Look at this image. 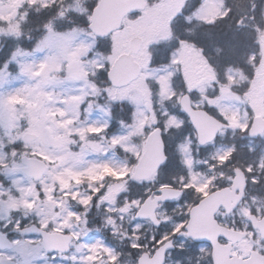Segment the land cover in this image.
Returning a JSON list of instances; mask_svg holds the SVG:
<instances>
[{
	"label": "rangeland",
	"instance_id": "rangeland-1",
	"mask_svg": "<svg viewBox=\"0 0 264 264\" xmlns=\"http://www.w3.org/2000/svg\"><path fill=\"white\" fill-rule=\"evenodd\" d=\"M97 2L0 0V227L13 235L14 244L0 251V259L135 264L136 255L150 252L154 237L152 224L135 214L157 189L174 186L184 190V197L199 198L221 176L210 174L230 159L254 174L255 184L264 173V133L258 140L247 134L252 118L264 117V0L248 54L238 66L219 64L222 46L216 36L208 32L205 44L194 40L198 22L218 25L214 21L226 13L223 0H201L176 26L184 0H148L105 44L88 28ZM34 4L41 9L54 5L56 17L32 30L28 15ZM222 25L226 30L230 19ZM134 35L143 39L134 55L142 71L128 86L114 88L106 73L128 52ZM183 94L229 126L203 147L181 110ZM156 126L163 130L168 159L152 179L135 181L134 166ZM25 133L36 139L25 141ZM24 156L47 164L40 180L7 173L24 166ZM91 209L101 213V226L89 219ZM156 213L168 233L183 224V207L167 205ZM17 221L72 234L70 253L52 260L38 236H23L13 227Z\"/></svg>",
	"mask_w": 264,
	"mask_h": 264
},
{
	"label": "water",
	"instance_id": "water-1",
	"mask_svg": "<svg viewBox=\"0 0 264 264\" xmlns=\"http://www.w3.org/2000/svg\"><path fill=\"white\" fill-rule=\"evenodd\" d=\"M145 5V0H99L98 4L92 11L89 29L97 37H106L112 31L121 27L124 16L136 10L144 9ZM142 43L143 41L140 37L134 36L129 42V52L120 55L114 61L108 72V80L111 85L115 87L126 86L139 76L141 67L135 61L134 54L141 49ZM180 106L188 116L190 123L197 134L199 146H203L213 141L218 132L227 127L225 123L219 121L206 111L194 109L188 95L182 96ZM263 131L264 119L257 116L252 122L249 135L252 138H257ZM35 138V134L26 133L24 135V140L26 141H33ZM166 158L162 130L161 128L156 127L146 138L143 153L134 168V179H149L158 171L161 165L165 163ZM22 163L26 165V167L15 168L9 171H21L34 180H39L47 170L46 164L35 158L24 157ZM237 174L238 177H236L235 183H242L244 181L242 171L238 170ZM160 193L159 196H155L153 199L148 198L145 200L136 214L137 219H150L154 225H157L158 220L156 219L155 211L158 202L175 199L179 197L181 191L174 188H163L160 190ZM226 193L228 192L224 189L216 191L194 206L190 211V218L186 226V231L187 236L194 241L207 240L213 244L214 264H239L235 262V259L229 260L228 250L224 249V247H218V245L213 242L206 233L209 222L212 221V215L222 203ZM205 216H208V222L206 224L203 222ZM257 227L259 229L264 228V219ZM21 232L23 234H39L42 238V247L48 254L53 252L68 253L70 251V244L73 241L72 235L60 232H48L35 225L26 227L22 229ZM233 234L237 233L233 232ZM172 243L173 241L171 240L163 244L153 256H149L148 254L141 255L137 264H164L166 251L172 247ZM11 247V241L0 232V249H10ZM3 261L6 260L3 259ZM12 264H14L13 261Z\"/></svg>",
	"mask_w": 264,
	"mask_h": 264
},
{
	"label": "flooded vegetation",
	"instance_id": "flooded-vegetation-1",
	"mask_svg": "<svg viewBox=\"0 0 264 264\" xmlns=\"http://www.w3.org/2000/svg\"><path fill=\"white\" fill-rule=\"evenodd\" d=\"M188 1H190L188 9L200 6L201 3V0ZM199 23L200 25L206 24ZM229 165L231 169H227ZM218 167V173L210 174V176H221L217 178L216 186L205 195L194 198L189 193L184 197V190L179 188L181 195L177 199L165 202L159 206L158 209L167 205L169 207H183L185 211L182 217L183 224L177 232L168 233L159 220V224L153 226L155 239L152 238L150 252L143 251L141 254L148 253L153 255L160 246L173 240V246L167 251L164 264H214L213 244L207 240L194 241L187 237L185 230L189 220L190 209L211 193L224 189L228 193H226L222 203L213 213L212 221L209 222L206 233L218 247H224L228 250V259L236 257L249 260L252 257L246 264H264V231L256 228L258 221L264 218V173L257 184H255L253 180L254 174L247 173L245 166L236 164L234 159L223 162V166L219 164ZM239 169L244 174L243 183H235L238 175L236 171ZM158 190L154 192L153 196L159 193ZM203 222L204 224L208 222V216H205ZM233 232L241 233L242 237L235 236ZM165 234L166 238H164ZM141 254L136 256V260ZM236 263L240 264L238 261Z\"/></svg>",
	"mask_w": 264,
	"mask_h": 264
},
{
	"label": "trees",
	"instance_id": "trees-1",
	"mask_svg": "<svg viewBox=\"0 0 264 264\" xmlns=\"http://www.w3.org/2000/svg\"><path fill=\"white\" fill-rule=\"evenodd\" d=\"M230 4H232V7L229 11L230 14H235L234 18H230L231 27L227 30L222 29V55H221V61H219V64L226 65L231 64L234 65L236 63L237 66L239 64L243 65V62L247 56L248 48L250 47V43L252 40V34H255V31L250 30L252 29L250 22L251 14L254 12V10H257L261 7V4L263 0H230ZM236 3V4H234ZM27 6V4H25ZM255 6L257 8H255ZM52 8V11L50 13V9ZM56 8V7H55ZM54 8V5L52 7H45L42 8L34 4L31 6L30 14L28 15L29 22L31 23V29L37 28L39 25H41L42 22H44L47 18V20L55 19L56 17V10ZM47 14H50L47 15ZM37 32L33 31L32 35L36 34ZM224 39L232 41L233 44L234 40L238 41L239 46L235 47L234 45H226L224 43ZM243 42L244 46L240 47V42ZM107 40H103V43L105 44ZM194 45H197L196 43H200L199 40H196V43L192 41ZM245 42V43H244ZM215 52H213V55L211 57V62L214 65L215 61ZM214 59V60H213ZM89 219L93 221L94 225L101 226L102 223L100 221L101 219V213L94 211V209H91L89 213Z\"/></svg>",
	"mask_w": 264,
	"mask_h": 264
},
{
	"label": "snow or ice",
	"instance_id": "snow-or-ice-1",
	"mask_svg": "<svg viewBox=\"0 0 264 264\" xmlns=\"http://www.w3.org/2000/svg\"><path fill=\"white\" fill-rule=\"evenodd\" d=\"M4 67L8 68V67H10V65L7 62H5ZM100 75L104 76L105 74L103 72H101ZM24 222H26V220ZM21 223H22L21 221H17V223L15 225H13V227L18 229V228H20ZM5 227H7V225H5ZM153 239H155V237H153ZM132 247L135 248V247H137V245H132ZM51 259L52 260L56 259V253H53ZM0 264H12V257H9L6 261L0 260Z\"/></svg>",
	"mask_w": 264,
	"mask_h": 264
}]
</instances>
